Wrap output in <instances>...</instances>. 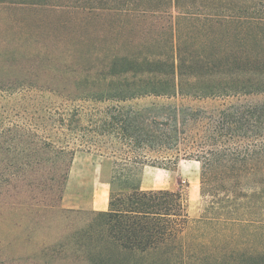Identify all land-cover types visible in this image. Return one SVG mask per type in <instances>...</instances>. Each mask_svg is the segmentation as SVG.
Segmentation results:
<instances>
[{
    "label": "trees",
    "instance_id": "trees-1",
    "mask_svg": "<svg viewBox=\"0 0 264 264\" xmlns=\"http://www.w3.org/2000/svg\"><path fill=\"white\" fill-rule=\"evenodd\" d=\"M0 8V92L31 100L0 107V264H264V224L233 216L264 204V0H107L97 42L77 40L98 16L78 0ZM100 141L108 209L63 207ZM182 158L201 164L194 229L181 190L121 167Z\"/></svg>",
    "mask_w": 264,
    "mask_h": 264
},
{
    "label": "rangeland",
    "instance_id": "rangeland-1",
    "mask_svg": "<svg viewBox=\"0 0 264 264\" xmlns=\"http://www.w3.org/2000/svg\"><path fill=\"white\" fill-rule=\"evenodd\" d=\"M76 2V0H72ZM82 5L81 11L96 10L98 16L92 19L79 21L82 28H79V39L83 37L89 41L97 42L106 38L107 41V0H78ZM5 11V10H4ZM1 12V8H0ZM93 12V11H92ZM174 14L177 16L178 10L168 5L166 9L160 10V13ZM7 14V12H6ZM59 16V14H55ZM166 21V20H165ZM73 23L77 22L74 18ZM168 23V22H167ZM106 26V28H104ZM8 94L0 92V107L12 109V115L15 120H19L17 113H24L30 105V98L18 97L9 98ZM259 96L249 97L252 101L258 99ZM48 102L46 98H43ZM55 102L60 104L65 103L64 97L54 96ZM52 100V101H54ZM143 102V101H140ZM145 102H149L145 100ZM79 104V103H78ZM82 104V103H80ZM109 102H101L99 106L105 107ZM90 112H92L89 107ZM97 116V115H96ZM89 116H87L88 118ZM95 120V117H93ZM100 124V122H99ZM102 148L93 147V151L78 150L73 162L70 166L69 178L66 182L63 191V198L61 205L65 208L80 209L90 211L89 205L94 194H98L103 188L110 189V185L102 179V161L103 158L100 153L107 154V142L100 141ZM105 169L107 174V159L104 160ZM159 164V163H158ZM161 164V163H160ZM121 167H126L132 174V177L140 183L142 188L145 189H178L181 190L187 200L188 211L192 220L191 228L194 229L197 225L196 220L205 215L206 200L200 194V171L201 164L197 160L182 158L177 165H170V168H165L164 165H152L137 162H128L121 164ZM107 175H105L106 177ZM106 179V178H105ZM107 180V179H106ZM252 190L249 189V194ZM239 220H254L264 224V204H255V202H245L238 208L235 215ZM252 222V221H249Z\"/></svg>",
    "mask_w": 264,
    "mask_h": 264
},
{
    "label": "crops",
    "instance_id": "crops-1",
    "mask_svg": "<svg viewBox=\"0 0 264 264\" xmlns=\"http://www.w3.org/2000/svg\"><path fill=\"white\" fill-rule=\"evenodd\" d=\"M107 184H109L107 182ZM109 207V189L103 188L98 194H94L89 209L107 210Z\"/></svg>",
    "mask_w": 264,
    "mask_h": 264
}]
</instances>
